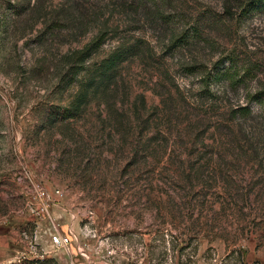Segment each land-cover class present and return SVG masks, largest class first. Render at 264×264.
<instances>
[{
    "label": "rangeland",
    "instance_id": "374dc122",
    "mask_svg": "<svg viewBox=\"0 0 264 264\" xmlns=\"http://www.w3.org/2000/svg\"><path fill=\"white\" fill-rule=\"evenodd\" d=\"M246 1L0 0V264H264V11ZM228 56L240 81L207 85Z\"/></svg>",
    "mask_w": 264,
    "mask_h": 264
},
{
    "label": "trees",
    "instance_id": "16d2710c",
    "mask_svg": "<svg viewBox=\"0 0 264 264\" xmlns=\"http://www.w3.org/2000/svg\"><path fill=\"white\" fill-rule=\"evenodd\" d=\"M261 11H264V0H247L245 5L242 7L240 14L241 16H248ZM98 45L97 41H93L82 51L74 53L72 57L74 60L79 59V61L84 62ZM132 51V46L117 47L98 64H94L91 68L93 75H91V78L86 82L87 87L92 88L95 85L101 86L109 83L113 79V75L117 72L118 66L129 58ZM225 61H228L229 63L228 68L223 67ZM239 72L240 69L237 62L228 56L227 58L217 62L211 72L209 71L206 73L205 82L207 85L210 83L219 84L221 81L236 84L240 81ZM243 72L246 76L250 74L248 69L243 70ZM84 98H86V96H84ZM250 99L261 102L264 100V97L261 98V94L259 93L255 96H250ZM242 111V115L248 113L247 108H242Z\"/></svg>",
    "mask_w": 264,
    "mask_h": 264
},
{
    "label": "built area",
    "instance_id": "2783aa9c",
    "mask_svg": "<svg viewBox=\"0 0 264 264\" xmlns=\"http://www.w3.org/2000/svg\"><path fill=\"white\" fill-rule=\"evenodd\" d=\"M69 239L67 237L52 236V243L56 246H67Z\"/></svg>",
    "mask_w": 264,
    "mask_h": 264
}]
</instances>
